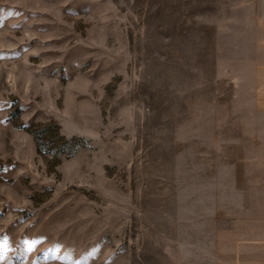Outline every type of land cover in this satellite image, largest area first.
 Here are the masks:
<instances>
[{
  "label": "rangeland",
  "instance_id": "374dc122",
  "mask_svg": "<svg viewBox=\"0 0 264 264\" xmlns=\"http://www.w3.org/2000/svg\"><path fill=\"white\" fill-rule=\"evenodd\" d=\"M0 264H264V0H0Z\"/></svg>",
  "mask_w": 264,
  "mask_h": 264
}]
</instances>
